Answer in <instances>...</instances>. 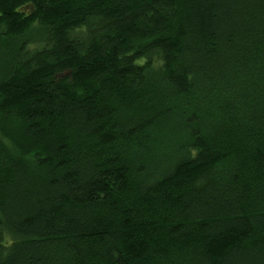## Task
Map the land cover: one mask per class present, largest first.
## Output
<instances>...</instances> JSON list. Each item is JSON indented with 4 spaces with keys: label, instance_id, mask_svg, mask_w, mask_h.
<instances>
[{
    "label": "trees",
    "instance_id": "1",
    "mask_svg": "<svg viewBox=\"0 0 264 264\" xmlns=\"http://www.w3.org/2000/svg\"><path fill=\"white\" fill-rule=\"evenodd\" d=\"M0 264H264V0H0Z\"/></svg>",
    "mask_w": 264,
    "mask_h": 264
}]
</instances>
